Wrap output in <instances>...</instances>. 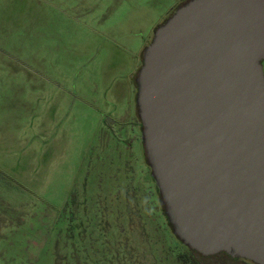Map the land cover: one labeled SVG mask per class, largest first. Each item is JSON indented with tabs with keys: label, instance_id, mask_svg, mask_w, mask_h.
<instances>
[{
	"label": "rangeland",
	"instance_id": "374dc122",
	"mask_svg": "<svg viewBox=\"0 0 264 264\" xmlns=\"http://www.w3.org/2000/svg\"><path fill=\"white\" fill-rule=\"evenodd\" d=\"M182 1L0 0V264H179L130 108Z\"/></svg>",
	"mask_w": 264,
	"mask_h": 264
},
{
	"label": "water",
	"instance_id": "95a60500",
	"mask_svg": "<svg viewBox=\"0 0 264 264\" xmlns=\"http://www.w3.org/2000/svg\"><path fill=\"white\" fill-rule=\"evenodd\" d=\"M142 145L176 238L264 264V0H188L136 76Z\"/></svg>",
	"mask_w": 264,
	"mask_h": 264
},
{
	"label": "flooded vegetation",
	"instance_id": "af4514ba",
	"mask_svg": "<svg viewBox=\"0 0 264 264\" xmlns=\"http://www.w3.org/2000/svg\"><path fill=\"white\" fill-rule=\"evenodd\" d=\"M186 1H188V0H183L181 3H180V5L181 4H183V3H185ZM179 5V6H180ZM178 6V7H179ZM177 7V8H178ZM176 8V9H177ZM175 9V10H176ZM173 12H175V11H173ZM166 21V20H165ZM164 21V22H165ZM163 22V23H164ZM141 62H143V54H142V58H141ZM140 68H138V70H139ZM138 70H137V72L134 74V78H133V81H134V83H135V86H136V89H137V84H136V76H137V73H138ZM133 107V108H132ZM132 107L130 108L131 109V114L133 115L134 113H135V116L137 117V119L135 118V122L133 123L134 124V126H136V127H138V128H140L141 129V131H142V124H141V121H140V118H139V115H138V108H137V102H136V105H132ZM144 155H145V152H144ZM145 158H146V156H145ZM146 162H147V160H146ZM147 165H148V163H147ZM147 169V174H149V176L151 175V178H152V171H151V168L149 167V165H148V168H146ZM152 180H153V178H152ZM153 188H154V190H155V193H156V195H157V200H158V202H159V207H160V210H161V212H162V215H163V217H164V219H165V221H166V223H167V225L169 226V224H168V221H167V218H166V216H165V206H164V203H163V201H162V198H161V195H160V192L158 191V189H157V186H156V184H155V181L153 180ZM130 185V184H129ZM129 199H131L130 200V203H132V199H133V197L131 196V195H129ZM131 205V204H130ZM170 227V226H169ZM170 229H171V227H170ZM180 242V241H179ZM181 243V242H180ZM181 245L183 246V247H185L182 243H181ZM142 253V252H141ZM179 259L181 260H179L180 262H179V264H253V263H251V262H249V261H246V260H241V259H235V258H233V257H231V256H229L228 254H226V253H219V254H216V255H213V256H208V257H206V256H203V255H201V254H199V253H197L196 251H193V250H191V249H189V248H187V247H185V251H183L182 253H181V255L179 256Z\"/></svg>",
	"mask_w": 264,
	"mask_h": 264
}]
</instances>
